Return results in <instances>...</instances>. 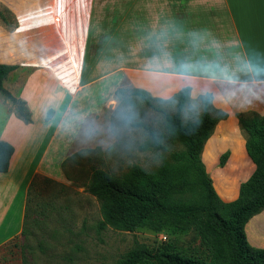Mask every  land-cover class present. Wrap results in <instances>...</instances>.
I'll return each instance as SVG.
<instances>
[{"label": "crops", "instance_id": "1", "mask_svg": "<svg viewBox=\"0 0 264 264\" xmlns=\"http://www.w3.org/2000/svg\"><path fill=\"white\" fill-rule=\"evenodd\" d=\"M0 7L15 19L11 29L0 24V62L17 64L2 82L30 112L25 123L5 108L0 126V139L14 146L0 171V224L22 194L17 226L0 234V244L20 232L30 180L45 175L62 181L60 161L98 143L99 113L110 107L118 87L168 98L184 87L177 75L181 62L232 65L237 53L258 54L264 62V0H0ZM178 33L185 35L183 50ZM192 33L201 38L195 44ZM154 58L160 66L152 70L166 74L159 79L149 75ZM193 76L189 99L210 92L213 107L226 112L200 159L218 194L231 201L254 168L235 113H264V76ZM225 151L228 157L217 164ZM216 170L223 174L220 187ZM244 232L251 245L264 246V208L245 222Z\"/></svg>", "mask_w": 264, "mask_h": 264}, {"label": "trees", "instance_id": "2", "mask_svg": "<svg viewBox=\"0 0 264 264\" xmlns=\"http://www.w3.org/2000/svg\"><path fill=\"white\" fill-rule=\"evenodd\" d=\"M16 66L15 63L0 62V95L8 109L27 123L30 122V112L26 102L2 85L3 78ZM115 91L121 95L126 93L123 87ZM189 92L190 88L185 87L175 92L172 96L176 98L175 110L168 112L154 102L168 98L152 96L142 89L130 90L129 95L138 96L163 116V130H155L142 122L134 123L145 129L149 137L139 144L140 150L150 147L166 149L163 139L170 137L177 139L182 148L171 150L163 165L152 170L132 164L125 172L113 174L101 167H92L83 185L86 191L99 200L100 218L96 221V227L102 229L110 225L122 231H132L148 219L165 220L169 216L177 221L187 220V224L192 220L198 221V234L204 247L196 253L184 254L169 245L152 251L141 245L126 252L115 264H136L149 257L153 259L152 264H264V246L251 245L244 232L245 222L264 208V113L253 110L235 113L239 131L244 136L246 152L254 168L239 183L238 196L227 201L214 188L200 159L204 142L216 120L224 117L226 112L213 107L211 101L205 103L203 94H200L203 106L198 115L199 123L182 121L180 113L189 100ZM50 112L48 109L46 116ZM193 129L195 131L188 134ZM13 150L11 142L0 139V171L7 169ZM82 153L79 150L60 161L65 178L74 180L66 170V164H78V157ZM227 157L228 151L223 152L218 163L221 165ZM38 177L40 181H56L45 175L30 180L19 232L22 236L26 233L30 202L41 194L36 181Z\"/></svg>", "mask_w": 264, "mask_h": 264}, {"label": "rangeland", "instance_id": "3", "mask_svg": "<svg viewBox=\"0 0 264 264\" xmlns=\"http://www.w3.org/2000/svg\"><path fill=\"white\" fill-rule=\"evenodd\" d=\"M0 24L7 29L15 25L13 14L2 7ZM177 38L178 50H183L185 35L178 33ZM2 85L6 87L7 83L3 81ZM124 89V95L115 94L110 107L99 113L101 127L95 134L98 143L90 147L93 150L81 149L83 153L78 157V164H66V170L74 180L64 177L62 181L46 182L36 178L41 194L30 202L25 236L18 234L0 244V264H115L126 252L141 245L152 251L169 245L184 254L196 253L204 247L197 220L187 224V220L177 221L173 216L165 220L152 218L132 231H122L110 225L102 229L96 227L100 218L99 200L83 185L92 167H101L113 174L125 172L132 164L152 170L158 166V160L169 158L171 150L182 148L177 139L170 137L163 139L166 149L150 147L140 150L139 144L149 137L145 129L134 123L142 122L155 130H163V116L138 96L129 95L130 86ZM172 96L154 102L173 112L176 98ZM191 105L196 106L195 112L190 110ZM202 106V99H189L181 110V120H193ZM5 108L8 106L0 95V126ZM50 130L49 126L47 131ZM214 164L215 161H209L210 166ZM222 175L218 170L213 171L214 184L219 187L224 183ZM21 195L18 191L7 209L0 224V234L12 230L15 224L17 226ZM152 263L153 259L149 257L136 264Z\"/></svg>", "mask_w": 264, "mask_h": 264}, {"label": "clouds", "instance_id": "4", "mask_svg": "<svg viewBox=\"0 0 264 264\" xmlns=\"http://www.w3.org/2000/svg\"><path fill=\"white\" fill-rule=\"evenodd\" d=\"M193 43H197L201 38L198 34L192 33ZM215 43V42H213ZM159 62L156 58L149 62V75L153 77V79H159L161 76L166 75L159 71H153L152 69L159 68ZM201 72L209 79H227L234 80L238 78L239 74H244L249 76L250 78H257L260 76H264V62L259 59L258 54L252 55H244L237 53L233 57V64L226 65L221 64L218 61H201L197 63H189V62H181L178 66L177 75L183 81V85L185 88H192L194 86L195 77L193 76V72ZM205 103L211 101V94L207 91L203 93L202 96ZM190 110L192 112L196 111V106L191 105ZM194 123H199L198 114L192 117ZM195 130H190L188 134H191ZM164 163L163 159L157 161V165L160 167Z\"/></svg>", "mask_w": 264, "mask_h": 264}, {"label": "built area", "instance_id": "5", "mask_svg": "<svg viewBox=\"0 0 264 264\" xmlns=\"http://www.w3.org/2000/svg\"><path fill=\"white\" fill-rule=\"evenodd\" d=\"M164 237V236H163Z\"/></svg>", "mask_w": 264, "mask_h": 264}]
</instances>
